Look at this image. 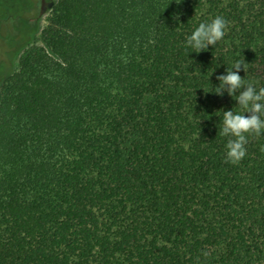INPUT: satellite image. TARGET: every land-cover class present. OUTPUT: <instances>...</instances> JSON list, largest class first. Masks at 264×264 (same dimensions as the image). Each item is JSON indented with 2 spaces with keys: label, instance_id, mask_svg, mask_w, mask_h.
<instances>
[{
  "label": "trees",
  "instance_id": "obj_1",
  "mask_svg": "<svg viewBox=\"0 0 264 264\" xmlns=\"http://www.w3.org/2000/svg\"><path fill=\"white\" fill-rule=\"evenodd\" d=\"M180 2L54 5L0 93V264H264V135L226 162L213 93L264 86V0Z\"/></svg>",
  "mask_w": 264,
  "mask_h": 264
},
{
  "label": "clouds",
  "instance_id": "obj_2",
  "mask_svg": "<svg viewBox=\"0 0 264 264\" xmlns=\"http://www.w3.org/2000/svg\"><path fill=\"white\" fill-rule=\"evenodd\" d=\"M228 26L229 22L221 15L200 22L186 36L185 47L191 49L189 54L206 51L210 45L215 48L225 37ZM241 69L246 73L247 65L239 60L227 65L225 72L216 77L219 84L213 92L217 96L226 92L237 103V108L221 109L222 119L218 126V134L228 138L225 160L232 164L239 163L246 156L249 137L264 135V86L257 87L242 78Z\"/></svg>",
  "mask_w": 264,
  "mask_h": 264
},
{
  "label": "rangeland",
  "instance_id": "obj_3",
  "mask_svg": "<svg viewBox=\"0 0 264 264\" xmlns=\"http://www.w3.org/2000/svg\"><path fill=\"white\" fill-rule=\"evenodd\" d=\"M58 0H0V93L28 48L40 45Z\"/></svg>",
  "mask_w": 264,
  "mask_h": 264
}]
</instances>
